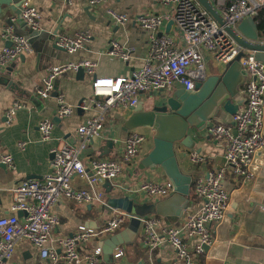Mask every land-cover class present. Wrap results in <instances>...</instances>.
I'll use <instances>...</instances> for the list:
<instances>
[{
  "label": "built area",
  "instance_id": "1",
  "mask_svg": "<svg viewBox=\"0 0 264 264\" xmlns=\"http://www.w3.org/2000/svg\"><path fill=\"white\" fill-rule=\"evenodd\" d=\"M69 4L71 0H58ZM107 0H88L90 5H99ZM170 8L173 21L168 32L159 14L148 13L138 16L141 29L146 33L147 48L143 63L127 75L103 76L96 73L97 63L79 59L50 66L35 92L47 99L55 90L57 76L67 70L79 67L91 77L92 95L78 105L66 103L64 95L57 93V116H70L77 107L84 110L87 104L98 112L86 117L76 128V144H63L50 149V171L41 179L29 178L7 190L12 197L10 209L24 212L0 217V264H4L14 253L19 240L26 239L39 256L55 264L63 260L67 264H97L99 257L87 251V244L93 238L115 232L121 224L134 215L118 209L100 228L79 225L70 235L58 240L60 251L50 244L51 233L58 224L53 212L60 199H71L83 204L102 203V186L105 181L116 184L123 170L137 159L145 136L136 130L126 134L119 158L81 157L89 142L100 137L104 130V116L109 109L133 108L139 104L140 96L151 92H171L176 88L192 90L196 81L220 73L232 61L242 47L226 31L225 25L234 28L246 17H255L264 10V0H211L219 12L223 25L199 3L198 0H159ZM117 25H124L128 16L111 8L106 10ZM20 15L28 28L39 29L40 14L34 4L23 0ZM1 38L11 41L10 46L0 51V68L11 65L20 55L30 53L32 46L25 36L17 35L11 28L0 32ZM89 35L78 32L74 35L59 34L55 43L67 53L80 50ZM124 62L132 57V51L115 40L108 44L107 52ZM208 55L209 58H206ZM238 62L245 71L243 106L232 114L229 123H212L204 128L207 135L222 145L224 161L208 170L192 182V190L199 201L197 208L182 211L175 224L160 227L158 215L148 214L137 217L140 220L142 243L148 251V264H155L152 251L168 243L173 251L169 264H200L206 246L214 242L213 225L224 216L229 194L224 187L226 178L248 181L252 177L251 165L257 153L264 149V62L257 60L253 51L242 54ZM222 69V70H223ZM221 70V71H222ZM24 104L15 101L6 111V122H10L17 109ZM54 123L50 118L38 122L42 140L51 138ZM20 142L19 146L24 147ZM188 159L194 164L203 161V155L192 149ZM0 161L14 169L11 154L1 156ZM73 176L85 178L89 189H76L71 185ZM148 198L167 197L173 192L169 180L144 181L134 188ZM118 250L114 257L122 255Z\"/></svg>",
  "mask_w": 264,
  "mask_h": 264
},
{
  "label": "crops",
  "instance_id": "2",
  "mask_svg": "<svg viewBox=\"0 0 264 264\" xmlns=\"http://www.w3.org/2000/svg\"><path fill=\"white\" fill-rule=\"evenodd\" d=\"M29 1L40 14V27L35 30L36 33L29 32L21 15H15L8 7L3 6L0 14V32L9 27L13 33L25 36L32 46L30 53L20 55L9 65L10 78L14 83H0V159L3 154L9 153L15 166L12 170L0 165V217L13 213L18 216L21 214V211L13 212L10 209L12 197L7 190L25 179H41L47 174L52 158L50 149L63 144H76L77 126L86 117L98 112L90 103L87 104L86 110L79 107L80 112L77 107L70 116L60 118L54 123L49 140H42L38 122L43 118L51 119L57 116L54 93L43 99L35 92L47 69L65 61L88 59L97 63L98 75H127L143 63L147 48L146 33L140 27L138 16L148 13L161 15L164 30L166 23L171 20L170 8L159 0H107L99 5H90L88 0H71L69 4L58 0ZM108 8L126 14L128 21L124 25H117L107 14ZM78 32L89 35L80 50L67 53L55 45L56 36L59 34L74 35ZM258 34V40L264 43V32L258 31ZM111 40L131 50L133 57L124 62L106 54ZM6 41L8 40L2 39L0 35V51L6 47ZM240 52L244 54L249 50L241 49ZM205 56L209 58L208 55ZM76 71L77 69L64 71L55 80L57 93H62L66 103L73 106L87 101L92 95L91 77L85 71L82 76H78ZM5 74L6 68H0V76ZM243 89L244 82L240 85L239 95L233 100L238 102V108L243 106ZM157 94L149 92L140 96L139 104L144 110L150 108L153 97ZM15 101L21 102L24 107L17 109L12 120L7 123L5 111ZM132 113V108L109 109L104 116V130L101 136L89 142L80 155L82 158H119L126 134L130 130H136L145 136L136 161L123 170L116 184L108 181L109 185L104 186L103 183L102 203L83 204L71 199H60L54 205L53 212L58 217V224L51 233L50 244L56 247L57 251H60L58 240L72 234L79 225L100 228L115 214L118 208L107 207L109 200L114 203L116 198L128 197L133 201V205L145 206L149 203V208L152 203L165 198H148L144 193L134 190L141 182L163 181L168 178L158 165L140 167L141 159L153 148L154 130L147 126L123 130L124 123ZM231 118L232 114L220 107L210 121L229 123ZM189 135L192 140L190 145L176 144L175 157L181 172L191 175L193 182L208 170L221 165L224 158L222 145L209 137L204 129L190 128ZM108 140H112L113 145L105 150L104 145ZM20 142L25 143L24 147L19 146ZM192 149L203 155L202 162H190L188 152ZM107 150L108 152L102 155ZM251 171L252 177L248 181L234 178L224 180V187L229 194L228 204L222 219L213 225L214 242L206 247L200 264H264V149L255 155ZM71 185L76 189H89L87 180L80 176H73ZM188 197L192 202L191 208H197L199 201L192 186ZM21 216L23 213L19 217ZM158 217L160 227L176 223L169 222L159 215ZM131 218H127L115 232L88 242L86 249L95 252L99 257L97 264H148V251L142 243L141 226ZM118 250L123 253L115 258L114 254ZM173 255L172 247L164 242L152 251L151 257L155 264H169ZM4 264L53 263L41 258L38 250L28 240L22 239L17 242L13 255ZM55 264L67 263L59 260Z\"/></svg>",
  "mask_w": 264,
  "mask_h": 264
},
{
  "label": "water",
  "instance_id": "3",
  "mask_svg": "<svg viewBox=\"0 0 264 264\" xmlns=\"http://www.w3.org/2000/svg\"><path fill=\"white\" fill-rule=\"evenodd\" d=\"M20 1L0 0V14L2 7L5 6L13 11L15 15H20ZM198 1L220 25L224 24L211 0ZM172 25L173 21L171 19L165 25V32H168ZM224 27L243 50L253 51L256 59L264 62V43L258 40V27L253 17L244 18L236 25L235 29L229 25ZM27 29L29 32L36 33L31 28ZM10 45L11 41H6L5 46ZM241 55L242 52H239L218 75L207 77L203 81H196L192 90L176 88L168 93L160 91L154 97L155 99L149 109L144 110L141 104L132 108L133 113L124 123L123 130L140 126H147L154 130L153 148L141 159L140 167L160 166L172 183L173 192L167 197L152 203L149 207L150 211L142 215L134 213L133 201L128 197L116 198L114 203L109 200L107 207H111L110 209L118 208L127 213L131 212L135 215L131 220L138 224H140V220L137 217L152 213L175 223L184 209L191 208L192 202L188 196L192 185V177L179 169L175 157V147L176 144L189 146L191 140L189 129H204L210 120L215 117L220 107L229 114H234L238 110V102L233 100L239 95L240 85L246 75L238 62ZM10 72L11 68L6 67V74L3 77L0 76V83L4 85L14 83L10 78ZM76 73L78 76H82L84 69L79 67ZM53 93V95H56L57 91L54 90ZM77 111H81L79 107ZM51 120L56 124L60 118L54 116ZM112 145V140H108L104 145V149H110ZM107 152L108 150L103 152L102 155ZM0 165L2 167L6 166L2 162ZM108 185L109 182L105 181L104 186ZM22 213L24 214V212Z\"/></svg>",
  "mask_w": 264,
  "mask_h": 264
},
{
  "label": "trees",
  "instance_id": "4",
  "mask_svg": "<svg viewBox=\"0 0 264 264\" xmlns=\"http://www.w3.org/2000/svg\"><path fill=\"white\" fill-rule=\"evenodd\" d=\"M254 20L256 21L258 31L264 32V10L260 11L258 15L254 17Z\"/></svg>",
  "mask_w": 264,
  "mask_h": 264
},
{
  "label": "rangeland",
  "instance_id": "5",
  "mask_svg": "<svg viewBox=\"0 0 264 264\" xmlns=\"http://www.w3.org/2000/svg\"><path fill=\"white\" fill-rule=\"evenodd\" d=\"M155 98L153 97V100H154ZM149 205V203L146 205L145 204V206L144 205H134V213H137V214H139V215H142V214H144V213H146V212H148V211H150L149 209L150 208H148L147 206Z\"/></svg>",
  "mask_w": 264,
  "mask_h": 264
}]
</instances>
